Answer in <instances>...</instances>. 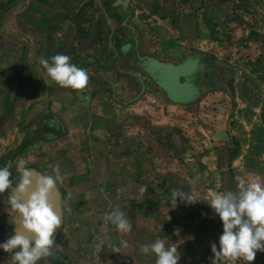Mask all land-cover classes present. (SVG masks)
I'll return each instance as SVG.
<instances>
[{
  "label": "rangeland",
  "instance_id": "374dc122",
  "mask_svg": "<svg viewBox=\"0 0 264 264\" xmlns=\"http://www.w3.org/2000/svg\"><path fill=\"white\" fill-rule=\"evenodd\" d=\"M118 2L131 50L121 53L111 36L109 52L86 69L90 79H106L94 86L95 100L76 90L63 149L47 153L46 167L35 166L50 175L58 168L63 177L61 228L53 255L38 264H155L140 249L157 239L177 244L179 264H216L211 244L219 249L223 224L207 201L237 191L238 178L264 184V0ZM140 54L183 63L187 73L204 62L206 79L199 88H172L143 78ZM177 190L198 192L201 201L178 198L173 207ZM117 208L132 224L127 234L104 222ZM252 264H264V252Z\"/></svg>",
  "mask_w": 264,
  "mask_h": 264
},
{
  "label": "crops",
  "instance_id": "0c3cea01",
  "mask_svg": "<svg viewBox=\"0 0 264 264\" xmlns=\"http://www.w3.org/2000/svg\"><path fill=\"white\" fill-rule=\"evenodd\" d=\"M126 23L118 0H0V168L9 167L13 187L18 183L20 158L36 170L45 166L48 152L63 149V124L72 117L68 111L79 100L76 90H64L51 80L41 59L51 61L54 55L64 54L86 70L94 61L97 63L101 52H109L113 38L119 39L121 53L126 54L133 45L131 27ZM125 32L127 37H122ZM108 63L104 61L103 65ZM123 64L124 69L132 65L129 60ZM203 64L195 61L187 73L183 63L140 54L137 68L144 71L140 73L143 78L149 74L172 88H199L206 79ZM102 79L106 80L89 79L88 87L77 93L91 103L95 100L93 88L101 86ZM77 112L78 117L83 115ZM37 149H41L37 151L39 156L32 154ZM8 195L9 191L0 194V244L14 235ZM0 264H15L2 248Z\"/></svg>",
  "mask_w": 264,
  "mask_h": 264
},
{
  "label": "clouds",
  "instance_id": "9594fccd",
  "mask_svg": "<svg viewBox=\"0 0 264 264\" xmlns=\"http://www.w3.org/2000/svg\"><path fill=\"white\" fill-rule=\"evenodd\" d=\"M70 61L69 56L56 54L51 61L42 58L40 63L60 87L83 91L90 78L86 70ZM27 163L25 159H19L15 187L9 167L0 168V194L9 191L7 202L14 213L15 224L14 235L0 244V248L10 254L15 264H38V261L53 255L54 234L62 224L56 211L60 196L58 185L63 183L59 169L55 170V175H50L27 167ZM237 188V191L216 192L207 201L223 224L219 249L216 243L211 244L216 264L220 261L252 264L257 253L264 252V184L259 177L251 180L238 178ZM173 196V207L178 198L189 205L201 201L200 194L195 191L177 190ZM104 222L115 225L122 235L132 230L131 222L119 208L106 213ZM140 251L146 255L154 254L155 264H179L181 259L177 244L167 245L162 239L143 245Z\"/></svg>",
  "mask_w": 264,
  "mask_h": 264
}]
</instances>
